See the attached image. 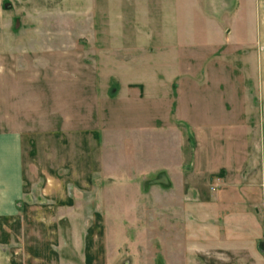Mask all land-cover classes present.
Returning <instances> with one entry per match:
<instances>
[{"label":"rangeland","instance_id":"obj_1","mask_svg":"<svg viewBox=\"0 0 264 264\" xmlns=\"http://www.w3.org/2000/svg\"><path fill=\"white\" fill-rule=\"evenodd\" d=\"M151 19L162 22L151 0H1L0 184L23 170L29 203L70 180L84 213L70 264H205L180 246L182 216L222 205L199 201L189 125L151 122V106L164 102L151 99V84L180 98L162 75L185 70L191 54L169 63L178 52L152 39ZM222 177L211 175L205 194Z\"/></svg>","mask_w":264,"mask_h":264},{"label":"crops","instance_id":"obj_2","mask_svg":"<svg viewBox=\"0 0 264 264\" xmlns=\"http://www.w3.org/2000/svg\"><path fill=\"white\" fill-rule=\"evenodd\" d=\"M151 14L162 20L151 19L152 39L178 52L167 62H183L179 55L188 52L184 64H206L162 75L180 98L155 94L158 82L151 84V99L163 98L168 109L161 115V102L151 106V122L189 125L192 171L202 180L199 201L222 205L183 215L180 246L205 264H264V0H151ZM185 88L190 93L182 102ZM216 171L223 177L213 180L218 189L207 195L203 183ZM16 176L0 184V264H70L65 252L69 240L75 249L77 219H84L67 188L70 180H57V194L43 187L45 195L28 203L30 184L23 170Z\"/></svg>","mask_w":264,"mask_h":264}]
</instances>
